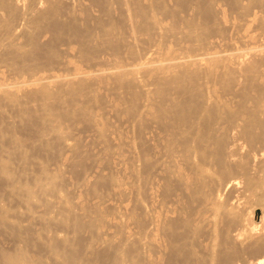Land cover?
Listing matches in <instances>:
<instances>
[{
    "label": "bare ground",
    "instance_id": "6f19581e",
    "mask_svg": "<svg viewBox=\"0 0 264 264\" xmlns=\"http://www.w3.org/2000/svg\"><path fill=\"white\" fill-rule=\"evenodd\" d=\"M0 264H264V0H0Z\"/></svg>",
    "mask_w": 264,
    "mask_h": 264
}]
</instances>
